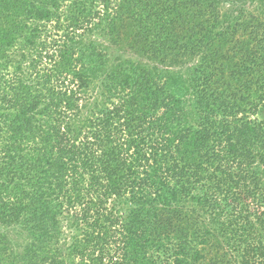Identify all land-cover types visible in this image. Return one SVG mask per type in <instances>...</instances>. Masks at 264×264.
<instances>
[{
    "label": "trees",
    "instance_id": "16d2710c",
    "mask_svg": "<svg viewBox=\"0 0 264 264\" xmlns=\"http://www.w3.org/2000/svg\"><path fill=\"white\" fill-rule=\"evenodd\" d=\"M0 264H264V0H0Z\"/></svg>",
    "mask_w": 264,
    "mask_h": 264
},
{
    "label": "rangeland",
    "instance_id": "374dc122",
    "mask_svg": "<svg viewBox=\"0 0 264 264\" xmlns=\"http://www.w3.org/2000/svg\"><path fill=\"white\" fill-rule=\"evenodd\" d=\"M99 40L101 41V43L103 44V39H101V38H99ZM107 44H108V42H105L104 43V45L105 46H107ZM110 50H111V57H112V59L114 58V54L116 53L117 55L118 54H121V55H123L125 58H128L129 56H130V53H123V49H120V50H117V48H115V47H111L110 48ZM123 53V54H122ZM99 89V88H98ZM98 89H95V90H93L94 92H92L93 94H95V92H97L98 91ZM99 92V91H98ZM93 96H91V99L89 100V101H92L93 100ZM65 231V233H68L67 232V229H65L64 230Z\"/></svg>",
    "mask_w": 264,
    "mask_h": 264
}]
</instances>
